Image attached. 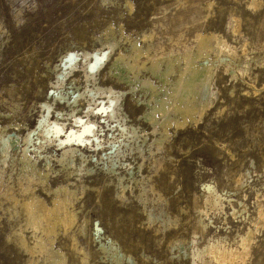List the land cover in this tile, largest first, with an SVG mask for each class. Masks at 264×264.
Wrapping results in <instances>:
<instances>
[{
    "label": "rangeland",
    "instance_id": "obj_1",
    "mask_svg": "<svg viewBox=\"0 0 264 264\" xmlns=\"http://www.w3.org/2000/svg\"><path fill=\"white\" fill-rule=\"evenodd\" d=\"M250 3L0 0V128L15 132L20 139L28 129L37 127L40 104L54 103L50 89V82L55 81L54 66L68 52H106L102 44L115 42L109 61L118 52L127 54L135 42L138 47L151 43L158 53H177L184 45L193 47L196 33H213L236 49L229 68L227 61L208 54L213 69L208 107L197 122L189 120L182 128H169L162 149L154 152L159 166L149 155L141 159L136 150L123 157L135 169L141 165L136 176L144 180L130 181L132 194L122 201L116 198L112 178L102 165L94 168L93 176L86 179L94 188L83 194L79 191L75 202L79 223L86 220L83 235L75 226L66 234L57 228L52 237L53 249L64 256L66 264H79L71 247L72 235L88 254L86 264H114L99 248L98 240L107 238L124 255L121 264H191L183 250L189 252L194 245L202 247L217 238H224L226 246L233 247L252 228L259 206L264 207V0H256L255 8ZM234 21L236 33L232 32ZM143 34H152V38L142 41ZM107 60L93 77L99 85L122 91L118 101L125 107L129 124L149 132L143 105L148 97L140 90V81L148 78L156 87L158 81L141 70L138 80L129 85L114 75ZM245 66L248 72L243 75L240 69ZM76 71L64 80L70 94L67 98L86 85L81 68ZM56 107L64 114L69 112L68 104ZM100 122L97 124L105 141L117 134L114 124ZM19 146L23 149V143L12 152L9 149L10 157H14L6 160L0 173V264H52L42 255H30L18 240L23 232L26 244H32L26 217L14 204V200L19 203L25 197L18 180L22 176ZM37 164L43 168L45 163L37 158ZM54 165L55 170H61ZM50 177L52 188L67 184L61 172ZM205 187L215 190L223 203L222 210L207 207L206 216L199 212L204 206ZM139 190L145 191L142 198ZM35 192L50 205L49 195L38 188ZM200 219L208 224L203 233ZM179 243L183 249L178 248ZM255 243L245 264H264V228L255 234Z\"/></svg>",
    "mask_w": 264,
    "mask_h": 264
},
{
    "label": "bare ground",
    "instance_id": "obj_2",
    "mask_svg": "<svg viewBox=\"0 0 264 264\" xmlns=\"http://www.w3.org/2000/svg\"><path fill=\"white\" fill-rule=\"evenodd\" d=\"M256 6V0H251L250 7ZM206 7H210V3ZM237 29V22L234 21L232 32L236 33ZM141 38L146 42L152 38V34H143ZM114 44L115 42L102 44V48L106 47V52L105 49H99L93 53L82 51L80 54L68 52L62 55L54 66L55 81L50 82L54 103L40 104L41 116L37 127L28 129L27 134L21 137L22 139L15 132H8L7 129L5 131L4 127L0 128V173L2 166H6V160L10 158L12 161L14 157H10V152L17 147L18 143H23V149L19 146L22 176H19L18 180L25 197L19 203L15 198L17 201L14 200V204L19 205V209L26 217V228H29L31 232L32 244H26L23 232H20V236L18 235L19 243L30 255H42L52 264H66L64 256L52 247L54 240L52 237L56 235L57 228L66 234L76 226L82 235L84 233L86 220L83 219L79 223V212L77 213L75 202L79 199V191L83 194L94 188L92 187L94 184L90 186L86 180L93 176L94 168L102 165L104 171L112 178L116 198L121 201L126 199L128 194H132L130 181L139 183L144 179L142 177L138 179L136 176V170L140 169L141 165L135 169L123 157L129 156L127 153L129 150L132 152L136 150V155L141 159L149 155L153 158V164L159 166L160 162L153 157L154 152L157 153L162 149L169 128L171 126L182 128L189 120L197 122L208 107V99L212 94L213 76L212 63L208 61V54L211 52L215 60L227 61L228 68L230 67L228 63H232L237 55L235 48L213 33L205 35L196 33L193 47L184 45L177 53L172 51L158 53L151 43L138 47L133 42L127 54L122 52L114 54L109 64L111 71H114V75L120 81L131 85L133 80H138V73L145 70L159 83L156 87L148 78L140 81V90L148 97L143 102L146 107L144 120L150 127V131L146 132L129 124L125 107L118 101L119 97L124 95L122 91L99 85L93 77L102 63L110 57ZM241 53L244 54V48H241ZM77 68H81L86 85L83 91L74 90L75 92L67 98L66 96L70 94L64 80L77 72ZM240 72L243 75L246 74L248 66L240 69ZM59 104H68L69 112L64 114L56 107ZM99 120H101L100 123L114 124L117 134L110 135L112 138L105 141L103 131L99 130L97 124ZM135 145L136 147L133 148ZM9 149H11L10 152ZM58 152L60 154L54 155ZM37 158L44 160L43 168L38 166ZM54 163L61 170H55ZM120 170H123L125 174L123 175ZM60 172L67 184L52 188L49 184L50 174ZM35 188L49 195L50 205L40 198ZM143 193L145 191L139 190L140 198ZM217 194L215 190L205 187L204 206L199 211L201 214L206 216L207 207L222 210L223 203ZM256 213L255 220L251 222L252 228L244 232L233 247L226 246L224 238H217L208 241L202 247L194 245L189 252L181 251L185 257H190L191 264H245L256 245L255 234L264 228L263 205L259 206ZM148 217H151L150 214ZM198 224L200 232H205L208 224L202 219ZM70 239L72 250L79 257V264H86L88 254L77 246V238L74 235ZM98 244L108 262L121 264L124 255L114 241L107 238L104 242L98 240ZM177 245L179 249L184 248L182 243Z\"/></svg>",
    "mask_w": 264,
    "mask_h": 264
}]
</instances>
